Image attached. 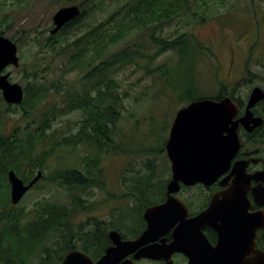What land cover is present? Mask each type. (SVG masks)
I'll use <instances>...</instances> for the list:
<instances>
[{
    "label": "trees",
    "instance_id": "1",
    "mask_svg": "<svg viewBox=\"0 0 264 264\" xmlns=\"http://www.w3.org/2000/svg\"><path fill=\"white\" fill-rule=\"evenodd\" d=\"M106 3L114 10L98 24H86ZM202 4L204 0H80L79 17L39 46L46 55L60 57L62 73H80L78 86L65 78L46 84L44 74L50 68L37 66L23 86L20 105H7L0 95V264H30L35 256L41 257L40 264H59L73 248L67 243L74 238L59 235L82 233L83 223L75 225L73 220L76 211L87 208L84 201L76 196L69 204L38 201L27 212L19 210L10 203L7 173L13 170L27 184L34 178V170L41 168L39 164L57 153L80 146L98 150L116 147L113 128L122 108L117 71L141 67L148 76L162 82L179 104L206 98L199 82V65L205 55L201 41L191 32L163 34L174 19L196 16ZM197 17L200 22L205 19ZM161 56L166 57L155 62ZM223 95L218 89L210 98L220 100ZM75 110H81L83 116L76 132L58 140L48 134L59 118ZM88 167H59L43 179L70 190L102 186L99 176L90 174ZM95 167L98 169L97 164ZM157 178L148 160L147 173L136 186H129L134 206L119 210V214L121 219L129 220L133 232H140L144 226L145 208L164 199L168 179L155 184ZM86 224L93 225L90 231H96L97 220Z\"/></svg>",
    "mask_w": 264,
    "mask_h": 264
},
{
    "label": "rangeland",
    "instance_id": "2",
    "mask_svg": "<svg viewBox=\"0 0 264 264\" xmlns=\"http://www.w3.org/2000/svg\"><path fill=\"white\" fill-rule=\"evenodd\" d=\"M79 2L80 0H0V33L12 40L18 48L19 66L9 67L3 72L9 73L11 83L23 88L33 69L48 66L50 70L42 73L46 84L65 78L78 86L80 73H62L60 57L46 55L39 46L50 36L55 12ZM203 7L206 8L205 11ZM101 9L89 17L86 24L94 26L100 23L114 10V6L106 3ZM199 10L201 11L196 12V16L187 15L174 19L163 34L175 36L191 32L201 41L205 55L199 65V82L204 97L215 95L218 89L229 93L235 87L243 94L247 80L250 79L245 77L247 72L264 77V0H204ZM197 16H204V21L200 22ZM165 57L161 56L155 62H161ZM115 78L122 96L121 114L113 128V139L117 146L110 150L80 146L75 150L57 153L41 162V168L34 170V176L40 171L42 179L38 181L36 188H32L15 205L17 209L27 212L38 201L69 204L75 196L80 197L87 208L76 211L73 221L75 225L83 223L82 232H90L93 225L86 224L89 220L107 223L118 221L119 224L123 222L119 210L134 206L135 198L128 195L129 186H136L147 173L148 160L154 165L158 177L153 181L155 184L168 179L169 163L164 152V141L168 139L175 113L185 105L179 104L164 89L162 82L148 76L141 67L128 66L117 71ZM82 118L81 110L71 111L59 118L48 134L58 140L71 131L74 133ZM160 149L163 152L157 154L156 151ZM86 160L89 162L85 163ZM85 166H89L90 174L99 176L97 180L102 186L70 190L43 179L59 167L84 170ZM120 229L124 231V228ZM41 261L40 256H35L30 264H40Z\"/></svg>",
    "mask_w": 264,
    "mask_h": 264
},
{
    "label": "water",
    "instance_id": "3",
    "mask_svg": "<svg viewBox=\"0 0 264 264\" xmlns=\"http://www.w3.org/2000/svg\"><path fill=\"white\" fill-rule=\"evenodd\" d=\"M80 13L77 5L58 9L52 17L54 27L49 34L58 33L66 24L79 17ZM18 66L16 44L0 34V91L8 105H19L24 98L23 88L9 82L8 72L3 73L8 67ZM263 98L264 90L254 88L248 106ZM234 114L235 106L229 98L218 101L202 98L190 102L176 112L165 144L166 156L171 167V179L167 184L165 201L144 210L142 216L146 227L136 240L121 241L116 231H110L109 237L115 246L107 249L96 264H117L126 255L135 251L137 252L133 256L134 260H159L176 251L178 243L181 242L190 243L187 251H182L188 258V264H264V251H254L253 243L249 236L247 237L250 227L264 226V213L262 216H247L242 219L241 224L246 225L247 229L241 239H228L221 235L215 248L208 247L205 253H200L192 246V242L196 240L194 228L209 225L213 219V210L210 207L187 220L188 212L185 205L175 197L180 185L191 187L203 184L207 187L216 175L227 168L238 146L236 123L232 121ZM234 175L236 178L239 177L238 174ZM41 177L42 173L39 171L25 184L13 170L9 171L7 180L10 185L11 205L19 204ZM262 195L264 197V189ZM177 222H180V225L173 231L171 245H150L140 248L144 244L158 240ZM231 245L237 250L230 247ZM61 264L94 263L82 253L72 251L63 258ZM120 264L134 263L126 260Z\"/></svg>",
    "mask_w": 264,
    "mask_h": 264
},
{
    "label": "flooded vegetation",
    "instance_id": "4",
    "mask_svg": "<svg viewBox=\"0 0 264 264\" xmlns=\"http://www.w3.org/2000/svg\"><path fill=\"white\" fill-rule=\"evenodd\" d=\"M53 27L52 24L51 29ZM245 77L250 79L247 80L248 84L243 94L236 87L229 93L222 90L223 98H229L235 106L232 121L236 123L235 134L238 146L229 165L222 173L216 175L209 186L206 187L203 184H196L191 187L180 185L179 191L175 194V197L187 209V220L194 218L210 207L213 210V219L209 225L195 226L194 228V239L196 240L192 242V246L200 253H205L208 247L215 248L221 235H225L228 239H241L246 234L247 229L246 225L241 224L242 219L247 218V216H262L264 213V197L262 195L264 189V98L248 106L253 89L264 90V77H259L252 72H247ZM234 174H238L239 177L236 178ZM170 179L171 167L169 163V177L165 184L164 199L159 204L166 199L167 184ZM123 220L121 224L118 221L107 223L97 220L96 231L59 235L75 239V241L73 239L67 243V246L73 248H69L63 258L72 251H78L96 264L105 255L107 249L115 246L109 237L110 231H116L121 241H134L146 227L143 216L144 226L138 233L131 231L129 220ZM103 224H108L109 227L106 228ZM179 225L180 222H177L158 240L144 244L140 248L150 245H171L173 231ZM120 227L124 228V231H121ZM248 236L253 243L254 251H264V226L262 228H259V225L250 227ZM178 245L176 251H172L159 260H134L133 256L137 252L135 251L126 255L117 264L126 260L132 261L134 264H188V258L182 251H187V246L190 243L181 242ZM230 247L237 250L234 245Z\"/></svg>",
    "mask_w": 264,
    "mask_h": 264
}]
</instances>
